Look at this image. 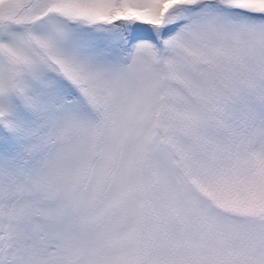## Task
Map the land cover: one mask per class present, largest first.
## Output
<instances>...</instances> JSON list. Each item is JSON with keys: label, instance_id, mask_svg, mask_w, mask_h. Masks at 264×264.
Segmentation results:
<instances>
[{"label": "snow or ice", "instance_id": "snow-or-ice-1", "mask_svg": "<svg viewBox=\"0 0 264 264\" xmlns=\"http://www.w3.org/2000/svg\"><path fill=\"white\" fill-rule=\"evenodd\" d=\"M0 264H264V0H0Z\"/></svg>", "mask_w": 264, "mask_h": 264}]
</instances>
